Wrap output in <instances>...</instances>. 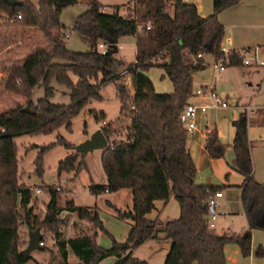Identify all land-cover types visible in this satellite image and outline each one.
Returning <instances> with one entry per match:
<instances>
[{
  "label": "trees",
  "instance_id": "1",
  "mask_svg": "<svg viewBox=\"0 0 264 264\" xmlns=\"http://www.w3.org/2000/svg\"><path fill=\"white\" fill-rule=\"evenodd\" d=\"M21 1L22 5H10L7 0H0V13L12 25L37 28L51 51L35 48L22 63L10 68L5 80L6 91L29 98L36 86H42L44 97L35 103L28 101L29 111L20 106L0 115V129H4L0 131V264H29L17 249L21 218L28 227L46 225L53 232L61 264H100L109 257L115 258L111 264H150L133 256V251L148 240L169 242L163 264H226L224 248L231 243L238 246L243 257L249 256L251 231H264V183L253 176L246 115L241 113L231 122L234 168L244 177L240 200L247 228L241 234H219L209 228L207 200L221 192L223 186L195 183L189 134L179 122L181 110L193 96V74L206 68L203 56L209 54L213 59L224 56L220 47L225 28L217 14L236 0H212L213 13L206 17L198 14L194 4L183 0H130L134 2L139 23L119 15V6L113 7V14H107L101 3L92 0L72 26L74 32L89 38L91 49L87 52L67 49L62 33L61 11L75 5L77 0H37L36 5ZM124 36L136 39L137 51L135 63L120 74L110 45L118 44ZM99 43L108 46L106 54L98 51ZM228 66L242 63L231 56ZM152 67L163 70V76L172 85L171 92L155 91L147 75ZM53 80L69 90L68 105L49 100ZM114 81L120 102L119 117L101 127L109 142L100 157L106 184L91 187L90 191L98 194L130 189L132 208L121 210L106 200L117 218L129 221V227L123 241L110 235L111 245L105 248L96 242L99 233L108 234L98 209L77 206L73 201L60 206L58 190L52 187L48 188L49 201L43 219L38 222L32 216L31 190L19 181L14 137L24 133L49 134L61 126L71 131L72 119L91 98L101 99V87ZM94 115L98 121L104 119L102 113ZM122 132L125 139L121 140L117 136ZM55 145L75 147L62 136L41 146L34 160L38 175L43 173V155ZM204 147L211 159L222 158L227 148L216 129L207 133ZM87 169L85 155L76 152L66 155L57 165L59 174L77 175ZM172 197L179 207L176 219L161 222L158 218H146L155 209V201L167 202ZM64 211L88 221L94 228L92 234L64 238L60 228L63 220L59 218ZM257 255H262L261 247L257 248Z\"/></svg>",
  "mask_w": 264,
  "mask_h": 264
},
{
  "label": "rangeland",
  "instance_id": "2",
  "mask_svg": "<svg viewBox=\"0 0 264 264\" xmlns=\"http://www.w3.org/2000/svg\"><path fill=\"white\" fill-rule=\"evenodd\" d=\"M26 1L35 5L38 2L37 0ZM103 1V10L107 14L114 13V9L111 6L113 4L107 1H116V5H119V15L134 17L138 23L140 22L134 11V2L127 3L129 0ZM196 4H200V11L202 13L212 12V0H199ZM87 7L88 0H81L79 4L68 7L60 14V22L63 26L62 33L68 36L66 39L64 37L65 45L66 48L71 51L87 52L91 49L89 38L72 30L76 17L83 13ZM219 17L223 19L225 33L232 37L234 43L238 45V47L242 45L244 46L243 48H257L258 58L264 60V0H238L237 4L233 7L222 9ZM11 26L18 27L12 25L6 18V15L0 13V31L6 30ZM140 26L142 25H139V29ZM18 28L21 30L23 29L21 27ZM41 36L43 35L41 34ZM10 39L12 38L8 34L4 36V40L9 41ZM15 42L17 41L15 40ZM119 43L120 48L113 54V58L118 70L123 71L136 60V39L132 36H124L120 38ZM12 50L15 49L11 47L9 52L4 51L0 55V115L9 113L20 106L24 108L27 106V100H31L32 103H35L44 97V88L42 86H36L29 98L5 90V75H8V70L19 61L17 54ZM203 59L205 62H210L213 57L209 54H205ZM202 74L210 81L214 79L211 67H207L206 71ZM147 75L151 79L156 92L169 93L172 91V85L169 79L163 76V70L161 68L152 67L147 71ZM216 82L219 83L223 91H228L229 95L232 97L230 99L224 97L228 101V107L223 110L235 109V104L237 102L242 105L241 112H244L248 118V128L251 127L249 139L252 141L251 158L254 175L258 180L264 182V67L231 66L216 78ZM116 83V81L108 82L101 87L99 91L101 99L91 98L89 100L82 111L72 119L71 131L61 126L58 130L49 134L24 133L14 137V142L17 145L19 181L27 185L31 190L30 204L32 207V216L36 217L38 222L43 219L46 212V204L49 201L48 188L52 187L56 190L59 188L58 204L60 206H64L68 201H73L77 206L98 209L103 227L109 235L106 233H99L96 242L98 245L105 248L111 245L110 235L117 241L124 240L126 222H128V220L117 218L112 208L106 204V200L113 202L117 207L121 208V210L129 211L132 208V193L131 190L127 188L118 193L100 192L98 194H93L90 191L91 187L104 185L102 183L105 182V174L100 161V150L89 153L87 157L89 163L88 170H81L77 175H75L74 172H62L59 174L57 171L58 162L69 153L75 152L74 149H66L61 145H55L49 149L43 155L42 175L35 173L34 160L39 148L55 142L58 136H62L73 146L78 144L76 140L84 137L85 133L83 130L90 133L94 131L97 126L101 125V121L95 119V113L103 112L107 122H114L119 117L120 108V102L116 95ZM51 86L53 88V94L49 100L55 104L68 105L70 103L69 90L54 80L51 82ZM128 89L132 93V88L130 86H128ZM247 104L259 107L254 108V114H251L245 109ZM215 110L218 111L222 109H214L210 112L214 113ZM220 113L224 112L222 111ZM127 124L128 121H126L125 125ZM124 135L125 133L122 132L117 137L122 140L125 139ZM34 146H38V148ZM37 187L42 190L40 195L35 193V188ZM224 195L226 196V191H224ZM232 199L235 200V196L232 197ZM174 207L175 210L177 209L178 211V204L176 202L174 203ZM216 210L219 216L218 219L214 221V226L227 224V222H230L229 216L235 214L233 222L230 224L233 231L236 234H241L246 230V218L244 215H241L243 211L241 202H230L226 206H222L218 203ZM166 212H173L171 206ZM59 218L63 220V224L60 228L62 229L64 238L78 234H92L94 230L88 221L79 220L75 214L64 211ZM79 222L86 224L85 226L87 229L85 230L82 227L83 225ZM35 230H39L43 235V246L41 250H33L27 262L29 264H61L57 255L53 232L50 231L46 225H42L40 228H31L28 227L21 218L18 226L17 249L21 251L26 248L28 244V234ZM251 236V253L249 256L243 257L239 250L240 257L246 260L251 254H254L253 258L255 259V264H264V231L253 229L251 231ZM230 245L238 248L236 244L231 243ZM258 247H261L262 255L255 254ZM146 250L147 245H143L135 250L133 256L145 260ZM69 259L72 260L73 257ZM153 263L163 264L164 258L162 260V258L158 257L153 260Z\"/></svg>",
  "mask_w": 264,
  "mask_h": 264
},
{
  "label": "crops",
  "instance_id": "3",
  "mask_svg": "<svg viewBox=\"0 0 264 264\" xmlns=\"http://www.w3.org/2000/svg\"><path fill=\"white\" fill-rule=\"evenodd\" d=\"M90 1L91 0H88V3ZM97 1L101 4H102V2H104L103 0H97ZM183 1H185L187 3L194 4L197 8L198 14L201 17H206V16L213 13V5H212V12L202 13L200 11V8H201L200 4H196L197 2H199V0H183ZM79 2H81V0H77V3L75 5L79 4ZM107 2H110L111 4H113V5H111L112 7L119 6V5H116L117 4L116 1H107ZM128 2H130V0L127 1V3ZM237 2H238V0H236L235 2H233L232 4H230L229 6H227L225 8H231L234 5H236ZM75 5H73V6H75ZM69 7H71V6H69ZM67 8L68 7L62 9L61 13L63 12V10H65ZM220 12L217 14V16H218V19L220 20V22L224 25L223 19H221L219 17ZM7 34L9 36H11V38H12L9 41L4 40V36H7ZM67 37H65V39ZM15 40L17 42H15ZM222 45L225 46L226 48H229V49H238V48L244 47L242 45L240 47H238V45H236L234 43L232 37L226 33L224 35ZM11 47H13V49H15L12 51L17 54V57L19 59L17 64L22 63L25 56L28 53H30L32 50H34L35 48H40V49H43L47 52L51 51L50 44L45 40V38L43 36H41L39 30L35 27H27V28L21 30L18 27H12L11 26L6 30H1L0 31V55L4 51L9 52L11 50ZM119 48H120V43L118 42L117 51ZM16 51H19V52H16ZM212 62H213V59L210 62L206 61L205 62L206 68L210 67V64ZM134 63H135V61H134ZM228 67H231V66H227V68ZM236 67H238V66H236ZM206 68L202 71L195 72L193 74V89L197 88L198 86L212 84L215 91L220 96L225 97V98H229V99L232 98L229 95L228 91H223L220 88L219 83L216 82V78L220 74L215 75V76L213 74L214 79H212V81L205 78V76L202 73H204L206 71ZM8 71H10V70H8ZM5 77H7V74L5 75ZM72 79H73V81H76L75 76H72ZM99 79H100V77H99ZM220 79H222V78H220ZM27 101H31V100H27ZM190 101L198 103L201 101V99L198 97L192 96ZM235 106H236L235 109H228V110L222 109V110H218V111L215 110L214 113L210 112L211 110H214V109H209L203 113H199V116L197 118V128L191 135H189V139H188V149H189L190 155H191V157L194 161L195 167H196L195 183L201 184V185H220V186H223L224 189L221 190L222 195H221V197L217 198V203L221 204L222 206H226L230 202H236V203L241 202L239 191H241L240 185L244 181L243 175L238 173L234 168V163H233L234 151L231 147L233 137H234V128L231 125V122L236 120L239 117V115L242 113L241 112V106L242 105H240V103L237 102L235 104ZM263 109H264V107H263ZM222 111L224 113H220ZM99 113H102L104 115L103 120H105L107 122V120L105 118V114L103 112H99ZM98 128H101V125L97 126L96 129H98ZM213 129H216L221 142L224 145H226V147H227L225 150L224 156L222 158H219V159H211L208 156V153L204 147L206 135L208 132H210ZM250 131H251V127L248 128V138L250 136ZM92 132L93 131L88 133L85 130L84 137L78 138L76 140V143H79V142L85 140L87 137H89V135ZM249 141H250V155H251L252 154V151H251L252 150V141L250 139H249ZM101 152H102V150H100V157H101ZM88 155H89V153L85 155V162H86L87 168H89V163L87 160ZM253 176H254L255 180H257L258 182H262L255 177L254 171H253ZM105 183H106V176H105V182L102 184H105ZM262 183H264V182H262ZM122 190L123 189L117 191L116 193H118ZM224 191H226V196L224 195ZM234 196H235V200L232 199V197H234ZM175 202L176 201L173 197L170 198L167 202L155 201V209H153L150 213H148L146 215V218L150 219V220L158 218L161 222H166L168 220L176 219L179 215V207H178V211H177V209L175 210V207H174ZM111 203L114 204L113 202H111ZM170 206H171V209L173 212L167 213L166 211L168 210V208ZM241 215L245 216L244 210L241 212ZM218 216H219V213H218ZM233 217H235V214H233V216H231V215L229 216L230 222H227V224H225V225L219 224L218 226L215 225L213 227L214 230L219 234L235 233L233 231L231 225H230L231 222H233V219H234ZM217 219H218V217H217ZM81 221H83V220H81ZM79 223H81V225H83L82 227L85 230L87 229L85 226L86 224H84L82 222H79ZM126 224L127 225H126L124 239H125L126 234L128 232L129 221L126 222ZM246 228H247V221H246ZM251 238H252V236H251ZM143 245H147L145 260H147L150 264H154L153 260L157 259L158 257L162 258V260H163V258L165 259V255H166V253L169 249V246H170L169 242H167V241H156V240H148V241L144 242L142 245H140L139 247H141ZM135 250L133 251V254H134ZM224 252H225V257H226V264H255V259L253 258L254 254H251L250 257L245 260V259L240 257L239 249L233 245L227 244L224 248ZM255 254L257 255V250H256ZM114 261H115V258L109 257L107 259H104L100 264H103V262H104V264H111ZM193 264H196V263H193Z\"/></svg>",
  "mask_w": 264,
  "mask_h": 264
},
{
  "label": "built area",
  "instance_id": "4",
  "mask_svg": "<svg viewBox=\"0 0 264 264\" xmlns=\"http://www.w3.org/2000/svg\"><path fill=\"white\" fill-rule=\"evenodd\" d=\"M127 17L135 20L134 17ZM17 18L20 19V16L18 15ZM65 37H67V35H65ZM97 49L101 54H106V52L108 51V46L104 43H99L97 45ZM220 51L223 53L224 56L219 59H213V62L210 64L214 76L221 74L226 70L227 66L230 63L231 56H236L237 58H239L241 60L242 66L255 68L264 67V60H260L258 58L257 48L249 47L235 50L226 48L225 46L221 45ZM197 57H201V54H198ZM125 72L126 69L123 70L120 74H123ZM193 96L200 98L201 101L198 103L189 101L183 107L179 114V122L189 135H191L197 128V118L199 116V113H203L209 109H224L228 107L227 99L220 96L215 91L212 84L198 86L194 89ZM256 107L259 106L247 104V107L245 109H247L249 113L254 114L253 109ZM106 123L107 122L105 120H102L100 122L101 126H104ZM0 131L3 132L4 129L1 128ZM58 189L59 188H57V190ZM35 193L37 195H40L42 193L41 188H35ZM221 195V192H217L214 195H210L208 197L207 207L209 228L214 227V221L218 217V212L216 210L218 206L217 198L221 197ZM41 244L43 245L42 242Z\"/></svg>",
  "mask_w": 264,
  "mask_h": 264
},
{
  "label": "water",
  "instance_id": "5",
  "mask_svg": "<svg viewBox=\"0 0 264 264\" xmlns=\"http://www.w3.org/2000/svg\"><path fill=\"white\" fill-rule=\"evenodd\" d=\"M10 5H22L23 1L21 0H7ZM110 52L112 54L117 52V44L110 45ZM24 111H29V107L25 106L23 108ZM109 142L108 139L104 136L101 128L96 129L93 131L89 137L85 140L79 142L75 145L74 151L79 154H88L93 152L94 150H103L108 146ZM42 239L43 235L40 233L39 230H35L33 232H29L28 234V244L25 249L20 251V254L28 259L30 253L33 250H41L42 249Z\"/></svg>",
  "mask_w": 264,
  "mask_h": 264
}]
</instances>
